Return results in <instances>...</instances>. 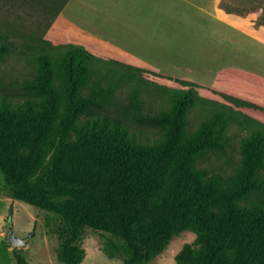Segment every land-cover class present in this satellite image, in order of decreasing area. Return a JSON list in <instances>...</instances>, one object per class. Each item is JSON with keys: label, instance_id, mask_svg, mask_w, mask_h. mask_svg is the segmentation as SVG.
I'll use <instances>...</instances> for the list:
<instances>
[{"label": "trees", "instance_id": "trees-1", "mask_svg": "<svg viewBox=\"0 0 264 264\" xmlns=\"http://www.w3.org/2000/svg\"><path fill=\"white\" fill-rule=\"evenodd\" d=\"M56 1L61 12L68 0ZM23 52L37 62L41 98L0 100V166L11 179L25 184L34 178L54 146L44 190L56 176L79 191L63 202H40L65 215L75 234L81 221L122 236L131 249L127 264H141L187 226L201 229L203 244H188L182 264H264V202L250 200L264 187V122L249 114L258 103L134 64L111 48L74 43L49 49L38 42L37 51ZM14 54L0 40V63ZM173 79L178 83L169 85ZM124 86L136 100L152 92L168 103L155 114L164 122L160 136H142L119 119L85 116ZM193 112L200 116L196 125ZM235 123L247 131L241 165L229 178L209 175L200 158L228 143ZM20 191L40 197L26 186ZM74 246L67 242L68 264L78 261Z\"/></svg>", "mask_w": 264, "mask_h": 264}, {"label": "rangeland", "instance_id": "rangeland-1", "mask_svg": "<svg viewBox=\"0 0 264 264\" xmlns=\"http://www.w3.org/2000/svg\"><path fill=\"white\" fill-rule=\"evenodd\" d=\"M56 3V0H0V40L8 43L15 53L0 63V100L35 102L41 98L36 87L37 62L23 52L37 51L38 42L49 49L74 43L92 44L100 52L110 48L98 37L82 31L66 19ZM219 4L223 11L243 17L245 21L237 23L264 41V0H219ZM32 37L35 40L30 39ZM254 53L255 50H250L248 55H243L246 59L242 58L239 68L208 69L164 59L156 63L157 67L150 68L177 78H193L213 88L253 99L260 107H254L249 114L253 119L264 122V67L252 63L258 57ZM167 83L174 85L178 81L167 80ZM56 86L62 87L59 80ZM132 94V89L124 86L115 92L110 103L92 105L85 116L119 119L142 136H160L164 122L156 120L155 114L168 103L152 92H143L140 100L134 99ZM199 120V114L193 112L192 124H198ZM245 134L247 131L239 124H233L229 142L206 152L200 158V165L207 169L209 175L221 174L229 178L241 165V139ZM51 137L57 139L56 130ZM53 153L54 146H51L44 167L25 184L11 179L0 166V264H68L67 242L70 245L76 242L75 260L78 258V261L74 264H127L131 249L122 236L81 221L77 222L75 234L65 215L40 202L41 197L63 202L79 191L76 186L62 183L56 176H53L50 189L44 190V171L52 167ZM262 177L264 179V168ZM25 186L40 197L23 195L20 189ZM250 200L264 202V187L251 194ZM10 225L20 236L29 234L25 244L13 245L10 242ZM188 244L195 249L202 247L199 227L187 226L179 230L161 250L141 264H182L179 256ZM145 254H148L147 250Z\"/></svg>", "mask_w": 264, "mask_h": 264}, {"label": "crops", "instance_id": "crops-1", "mask_svg": "<svg viewBox=\"0 0 264 264\" xmlns=\"http://www.w3.org/2000/svg\"><path fill=\"white\" fill-rule=\"evenodd\" d=\"M218 3L68 0L61 14L137 65L155 68L164 59L208 69L239 68L243 55L255 50L252 63L264 67V41L237 23L243 17L223 11Z\"/></svg>", "mask_w": 264, "mask_h": 264}, {"label": "water", "instance_id": "water-1", "mask_svg": "<svg viewBox=\"0 0 264 264\" xmlns=\"http://www.w3.org/2000/svg\"><path fill=\"white\" fill-rule=\"evenodd\" d=\"M10 242L13 245H21V244H25L29 238V234L26 236H20L18 234H16L13 225H10V232H9V236H8Z\"/></svg>", "mask_w": 264, "mask_h": 264}]
</instances>
